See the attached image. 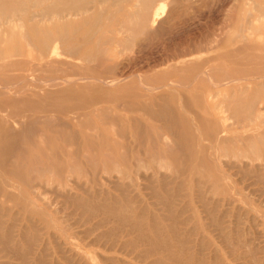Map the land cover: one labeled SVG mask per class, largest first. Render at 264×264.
Masks as SVG:
<instances>
[{
    "label": "bare ground",
    "instance_id": "bare-ground-1",
    "mask_svg": "<svg viewBox=\"0 0 264 264\" xmlns=\"http://www.w3.org/2000/svg\"><path fill=\"white\" fill-rule=\"evenodd\" d=\"M211 1L203 0L195 6L194 0H0V207L8 204L13 210L22 205L21 210L30 213L24 217L26 223L11 221L3 226L4 216L0 218V245L19 264H60L61 258L71 264H89L97 259L101 264L225 263L215 247L213 254L206 252L210 241L193 237L196 225L188 226L191 217L183 216L188 209L180 205L181 197L188 194L178 187L174 193L166 189L164 195L153 184L161 175L166 188V184L190 172L183 179L185 185L197 173L201 206L211 216V226L229 242L232 210L219 209L218 202L215 207L211 204L217 195L222 196L218 200L222 204L230 206L233 201L231 169L235 164L222 157L249 159L242 148L256 155V160L263 156L264 131L258 130L264 126L263 67V73L255 72L254 85L248 83L237 89L228 100L222 82H231L232 77L227 75L221 82L214 79L222 63L208 64L216 56L195 57L213 51L228 36L222 31L211 44L195 36L190 41H179L173 53L169 48L174 55L169 59L165 56L164 61L176 60L165 70L179 78L141 83L147 90L165 87L171 91L167 96L179 99L184 116L176 114L171 108L176 103L171 101H163L164 106H158L155 112L149 95L150 104L144 102L138 107L128 96L118 94L125 91L123 84H129L128 71L141 58L138 56L161 41L172 42L188 24L194 26ZM235 1L241 12L231 34L232 41L239 42L234 52L252 49L257 54L253 60L264 64V0ZM235 54L230 51L226 59ZM208 83L215 84L217 90L207 89ZM167 96L161 94L160 99L166 101ZM225 99L230 101V108L224 105ZM196 108L199 114L195 115L201 118L193 117ZM158 117L169 126H156ZM236 124L240 128L250 126L251 134L244 138L227 135ZM192 129L199 134L191 133ZM229 142L237 144L239 150L234 152ZM128 154L132 156L129 163L125 161ZM260 162L251 176L256 177V183L264 184V158ZM241 172L248 175L250 170ZM169 177L174 181L167 182ZM143 185L153 189L150 192L157 198L155 202L136 204ZM115 191L126 203L121 204ZM131 194L135 199H128ZM69 205L74 207L73 212L81 211L82 218L78 214L77 222L62 225L54 217L64 211L69 218L73 214L65 211L71 208ZM10 209L7 212L11 213ZM198 213L194 209V215ZM14 219L18 222V217ZM251 228L248 226V231ZM54 231L60 233L59 250L72 255L47 254ZM238 238L236 243L241 244ZM252 239L242 241L246 244L242 248L248 246L249 250L256 244ZM229 243L230 250L233 242ZM24 245L27 248L21 250ZM250 251L238 253L240 258L236 260L257 262V255L252 256ZM251 257L256 259L252 261Z\"/></svg>",
    "mask_w": 264,
    "mask_h": 264
},
{
    "label": "rangeland",
    "instance_id": "rangeland-1",
    "mask_svg": "<svg viewBox=\"0 0 264 264\" xmlns=\"http://www.w3.org/2000/svg\"><path fill=\"white\" fill-rule=\"evenodd\" d=\"M200 1H203V0H199V3H200ZM198 1L197 0H194V5L195 6H197V4H199V3H197ZM213 2H214V4H213ZM196 3V4H195ZM200 4H202V2L200 3ZM199 4V5H200ZM210 4V3H209ZM198 5V6H199ZM210 7V8H209ZM168 8H166L165 9V11L167 10ZM168 11H169V9H168ZM167 11V12H168ZM239 12H241V8H240V5H239V3L238 2H236L235 0H213V1H211V4L207 7V9H204V13H203V15L201 16V18L199 19V20H197L195 23H193V25L194 26H191L192 24H188L183 30H184V33H181V34H179L178 36H174L175 38H172V42H170L169 41V39H168V43H166V41H165V43H164V41L162 42L161 41V44H162V49H161V47L159 48L158 46H159V44H160V42L158 43V45L156 46V45H152L150 48H148V49H146V50H148V53L146 52L145 53V55H144V53H142V54H140L139 56H138V58L139 57H141L142 58V60H141V58H139L137 61H136V63L130 68V70L128 71V73H129V75H130V78H129V81H128V85L127 86H124L125 84H123V89H125V91H121V92H119L118 94L119 95H126V96H128V98H130V101L131 102H136V103H134V104H136L135 106H138V107H140V105H142L143 106V104H144V102L145 103H149L150 104V100H151V110H153V109H156L155 110V112L158 110V106H164V102L167 104L168 102H170V104H173V103H176V104H174V105H172V109L176 112V114L177 115H179L180 117L181 116H184V111H182L181 109H183V107H182V104H181V102L180 101H178L176 98H174L173 97V95L171 94H169L168 96L171 98V99H173V100H175V101H172V100H170L169 98H168V96H167V94L168 93H171V91H169L168 89H166L165 87H163V88H161V89H156V90H147L146 88H144L142 85H141V83L143 82V83H149L150 81L151 82H155V81H157V82H160V81H162V79H164V78H171V76L173 77V79H176V78H179V76H177V77H175V76H173L169 71H166V70H168V68H170V66L169 65H171L172 63H176L175 61L176 60H171L172 62H170V61H167V60H165L164 61V59H165V56H166V59H169V56L170 55H174V54H172L173 53V48H175V46L176 47H178L179 46V44L181 43V42H184V41H181V40H186V41H190V40H192L195 36L196 37H198L199 39H202L203 41H205L204 42V44L205 43H209V44H211V41L213 40V37L214 36H216L217 34H220L222 31H223V33H225V35H227L228 37H226V38H224L223 40H222V43H220V45H218V47H216L213 51H211V52H209V53H200V54H197L195 57H209V56H216V58H215V60L214 61H211V62H209L208 64L210 65L211 63H213V62H215L216 64L217 63H219V65L221 64V66H222V70H220L221 72H216L215 73V77H214V79H216L218 82H221L222 80H223V78H225L227 75L229 76V77H232L231 79H232V81L231 82H229V79L228 80H224L222 83H225L224 85H223V87H222V89L226 92V94H227V99L228 100H230L233 96V94H235V91L237 90V89H239V88H241V87H244V86H246V85H248V83H250V85L254 82V83H256V78H257V75L255 74V72H259V70H260V68L261 67H263V68H261L262 69V71L264 72V64L263 63H259V62H257L256 63V61L255 60H253V57L255 56V55H257L252 49H248V50H244V51H240V52H238V53H236L235 54V47H236V45L237 44H239V42L236 40V42H235V40H233L232 41V36H231V34H233L234 33V30H235V26H236V23H237V20H238V15H239ZM166 14V13H165ZM188 26H189V28H188ZM183 32V31H182ZM199 34V35H198ZM192 35V36H191ZM231 36V37H230ZM177 37H179V38H177ZM183 38V39H182ZM174 39H176L175 41H174ZM179 41H180V43H179ZM176 42H178V43H176ZM232 42V43H231ZM169 43H171V44H169ZM157 44V43H156ZM160 44V45H161ZM166 44V45H165ZM233 44V45H232ZM169 45H175L174 47H172V46H170V47H168ZM153 46H155L154 47V49H153ZM163 46H165V47H163ZM166 46L168 47V48H166ZM156 48H158V49H156ZM171 49V51H170V49ZM150 49V50H149ZM153 49V50H152ZM169 49V50H168ZM168 50V54L166 53V55H165V52ZM172 52V53H170V52ZM230 51H233V54H235L233 57H229L228 56V60L226 59V54L227 53H229ZM150 52V53H149ZM144 55V57H142V56ZM171 56V57H172ZM242 56V57H241ZM238 57V58H237ZM163 59V62H165V63H163L162 62V64H161V62L160 61H162L161 59ZM140 60V61H139ZM241 60H242V62H241ZM243 60H244V62H243ZM251 60V61H250ZM159 61V63H158V66H157V62ZM167 61V62H166ZM236 62V63H235ZM155 63V64H154ZM238 63V64H237ZM239 63H241L242 65H240ZM160 64V65H159ZM208 64H205L206 66L204 67V70H207L208 69ZM231 64V65H230ZM235 66V67H234ZM233 67V68H232ZM255 67V68H254ZM206 68V69H205ZM258 68V69H257ZM166 69V70H165ZM164 71H166V73H168V74H166ZM261 70H260V72H262ZM230 73L231 72V74H228V73ZM262 72V73H263ZM160 73V74H159ZM159 74V75H158ZM164 74H166V75H164ZM171 74V75H170ZM244 74V75H243ZM231 75V76H230ZM242 75V76H241ZM246 75V79L244 80L243 78H244V76ZM255 75V76H254ZM238 76V77H237ZM239 76H241V77H239ZM235 78V79H234ZM237 78V79H236ZM240 80V81H239ZM242 80V81H241ZM225 81H227V82H225ZM153 82V83H154ZM247 82V83H246ZM243 83V84H242ZM254 83H253V85H254ZM242 84V85H241ZM205 85V84H204ZM256 85V84H255ZM206 87H207V89H210L211 91H215V90H217V87L215 86V84H210V83H208V84H206L205 85ZM233 87H235V88H233ZM127 88V89H126ZM162 90V91H161ZM230 90V91H229ZM163 92V93H162ZM161 94H165L167 97H164V99H166V101L165 100H163V98L162 99H160L161 97H160V95ZM150 97H149V96ZM150 98V100L148 99V97ZM154 96V97H153ZM157 96V97H156ZM138 98H140V99H138ZM153 99H154V102L156 101V100H158V102L156 101V103H154L153 102ZM162 100V101H160V100ZM142 100H143V102H142ZM149 100V101H148ZM228 100H226L225 99V102H224V105H226V106H228L229 108H230V101H228ZM147 101V102H146ZM164 101V102H163ZM179 102V103H177V102ZM161 102H163V104L161 103ZM152 103H154V105L152 104ZM165 104V105H166ZM109 105H111L112 107H113V104H109ZM169 105V104H168ZM178 105V106H177ZM181 105V106H180ZM155 108H154V107ZM170 106V105H169ZM176 107V108H178L179 109V111H178V109H176V108H174V107ZM194 108V107H193ZM197 109V110H196ZM196 109H194L193 111V117L194 116H196L195 118H201L200 117V115L199 116H197L198 114H199V112H198V108H196ZM179 112V113H178ZM197 112V115H195V113ZM118 113H120V114H122L123 115V113H125V112H118ZM180 113H182V114H180ZM229 114L232 116V110H230L229 111ZM192 117V118H193ZM160 118L161 117H158L157 118V120H159V122H156L155 121V124H156V126H159L160 127V125H162L163 126V124L164 125H166V123H168L167 121H166V123L163 121V120H160ZM146 120V119H145ZM162 121V122H161ZM194 122L196 121H199V120H193ZM230 123H232L234 120H228ZM164 122V123H163ZM228 122V123H229ZM161 123V124H160ZM167 126H169V123L167 124ZM167 126H163V127H167ZM235 127V128H234ZM194 128V127H193ZM250 126H248V127H245V128H240V126L238 127L237 126V124L236 125H234L233 127H231V128H229V131H228V133H227V135H229V136H231V137H235V136H240L241 138L243 137H246V136H248V135H250L251 134V130H250ZM258 130H260V131H264V126H262V127H259L258 128ZM196 133L197 135L199 134L197 131H196V129H192L191 130V133ZM192 135V134H191ZM245 142H246V140H245ZM228 146L230 147V148H232L233 149V151L234 152H237L238 150H239V147H237L238 145L236 144H233L232 142H229V144H228ZM236 146V147H235ZM243 147H245V146H243ZM242 151H244L245 153H247L248 154V156L250 157L249 159L251 160V161H249V159H247L246 157L244 158L243 156H241L242 158H235L234 156H229L228 158H226V157H222V159L223 160H227V159H230L231 160V164H235L234 165V167L236 166H238L239 168H241L240 169V172H239V168L237 167V168H232L231 169V172H233L232 173V179H234V180H232V181H234V189L232 190V194H233V201L231 202L232 204L230 205V206H228V205H225V204H222V202L220 201H218V200H220V198L222 197H220V195H217V197L215 196V199L213 200V204H211V206H213V207H215L214 205L218 202V203H220V204H218L217 205V207L219 208V209H224V208H227V207H230L231 208V219H232V227H231V235H230V240H229V242H233V244L235 245H237V247H235L232 243H231V249L229 250V248H230V243L228 242H226V241H224L223 240V237L219 234V232L217 231V230H215L214 229V227L213 226H211V220H212V218H211V216L208 214V213H206L205 212V210H204V208L201 206V201H200V196H199V192H197V191H199V190H201V189H198V187H199V185L197 186L196 184L198 183H196V181H198L197 179H198V174L197 173H195V174H193V178H192V180L193 181H190V180H188L186 183H185V185H184V182H183V179H186L185 177H187V175H189L190 174V172H187L186 174H185V176H182V177H180V178H178L177 180H175V183H173V182H169V181H174L173 179H171V177H169L168 179L166 178V181L167 182H169L168 184H166V186L168 185V187H166L165 188V186H163V184H164V182H163V180H162V177H161V175L160 176H158L156 179V181L154 182V184H153V187L154 186H157V187H155L154 189L155 190H157V191H161V194H164L165 195V191H167L166 189H169V188H171L172 190H173V193H174V191L176 192V190L177 189H179L178 187H181L180 188V190H182L181 191V193H184V194H188L187 196H183V197H181L182 199H183V203L181 204L180 203V205L182 206H184L185 208V210L186 209H188V210H186V212H184L183 214V216L184 217H191V221L189 222V225L188 226H191L192 228H195V225H196V231H195V234L193 235V237H195V238H203V239H205V240H207V241H210L209 242V247H208V249H206V252L208 253V254H213V252H211V250L212 251H214L215 249H214V247L216 248V250L218 251V254H219V256H223L224 257V260H225V263H223V264H243V263H246L245 262V259L243 260H241V259H238V260H236V257L240 254V252L242 253L243 251V253H247V251L249 252L250 250V254L253 256L254 254L255 255H257V259L254 257L253 258V260H252V257L250 258L252 261H254L255 259H256V261L258 260L259 261V263H258V261L257 262H249L248 261V263H246V264H264V192H261V193H263V194H259L260 193V191L262 190V188L264 189V184H262V183H259V182H257L256 183V177H253L252 178V174H255V173H252V172H254L255 170H258L257 169V167H259V166H257L256 167V165L255 164H257V163H261L260 161H262L263 160V158H264V148H263V153H262V151H261V155H263L262 156V158L259 160V159H255V157H256V155L254 156L251 152H248L247 151V149L246 148H242ZM130 154H128L127 155V157L125 158L126 160V162H130L131 160H132V156L130 157L129 156ZM128 158H131V159H128ZM234 158H235V160H234ZM238 159V160H237ZM240 160V161H239ZM122 161H124L123 159H122ZM255 161V162H254ZM246 162H251L250 164H249V166L247 165H243L244 163H246ZM238 163V164H237ZM244 166H246V167H244ZM245 168H247L248 170L246 171L245 170ZM264 168V167H263ZM235 170V171H234ZM250 170V172H248ZM252 170V171H251ZM241 171H243V173H245L246 174V172H248L247 174L248 175H243L242 174V172ZM238 172V173H237ZM251 173V174H250ZM233 174H235V176L233 175ZM236 174H238V175H236ZM249 174H250V176H249ZM244 176V177H243ZM246 176V177H245ZM254 176V175H253ZM161 178V179H160ZM182 178V179H181ZM243 178L245 179V180H243ZM171 179V180H170ZM242 179V180H241ZM254 180H256V181H254ZM165 181V180H164ZM182 181V182H181ZM141 182L145 185V181L144 180H141ZM163 182V183H162ZM180 182V184L182 185H179L178 183ZM191 182H193V183H191ZM158 183V184H157ZM171 183H172V185H171ZM179 185V186H177V184ZM252 183V184H251ZM256 183V185H253V184H255ZM170 184V185H169ZM143 185V188L145 187ZM147 186H148V183H147ZM146 186V187H147ZM161 186V187H160ZM173 188H172V187ZM175 186V187H174ZM242 186V187H241ZM145 187V188H146ZM183 187V188H182ZM241 187V188H240ZM144 188V190H142V192H141V194H142V196L141 197H138L139 198V200L140 199H144V195H145V199H144V201L142 200V202H139V200L138 199H135V198H133V197H135L134 195H132L131 194V196H128V199H131V200H133V199H135V201L137 200L138 201V203H136V204H138L139 205V203H143V204H145V202H149L150 201V203H153V202H155L156 200H157V198L155 197V195H154V197H155V199H153L154 197L152 196V192H153V189L152 190H150L151 188H146L145 189ZM238 188V189H237ZM164 190V192H163V190ZM241 189H243V192L241 193L240 192V190ZM260 191H259V190ZM238 190V191H237ZM4 191H6V189L4 190ZM143 191H145V192H143ZM148 191V192H147ZM150 191H152V192H150ZM169 192H170V190H168ZM191 191V192H190ZM262 191H264V190H262ZM237 192H239V194L237 193ZM117 196H120L119 198H121L122 199V201H121V199L119 200L120 202H121V204H124V203H126V199L125 198H123V196L119 193V192H114ZM160 193V192H159ZM241 193V194H240ZM119 194V195H118ZM146 194H148V196L146 195ZM236 194V195H235ZM260 195V196H259ZM51 196V193H49L48 194V197H50ZM234 196L236 197V198H234ZM245 196V197H244ZM131 197V198H130ZM149 197V198H148ZM152 197V199H150ZM133 198V199H132ZM243 198V199H242ZM244 198L246 199V200H244ZM239 199V200H238ZM248 199V200H247ZM217 200V201H216ZM153 201V202H152ZM247 202V203H246ZM187 203V204H186ZM248 204V205H247ZM179 205V206H180ZM221 205V206H220ZM0 206H2V205H0ZM10 206L11 205H8V204H5L4 206H3V208L2 207H0V208H2L1 210H3V211H1L2 212V216H0V218H2L3 216V220L2 221H4V224L5 225H3V226H8V225H10L11 224V221H12V224L13 223H17V224H19V223H26L25 221H27V220H25V218L24 217H26V218H28V216L30 215V213L29 212H27V211H23V210H21V208L23 207L22 205H20L19 207L18 206H15L16 207V209H15V207H14V209L12 210V209H10ZM69 206H71V205H69ZM180 206V207H181ZM188 206V207H187ZM6 207V208H5ZM73 206H71V208H68V209H66L65 211H67L68 213H73V214H70L69 215V218H71V219H69L68 218V216L67 215H65V213H64V211L63 212H61V213H59V214H56L57 216H55L54 218L56 219V218H58V219H60L59 221H61V223H63L62 225H65V224H70V223H75V220H76V222L80 219L79 218V216H78V214H80V216H81V211H79V212H73L74 210V207L72 208ZM187 207V208H186ZM161 208V207H160ZM7 209H10L9 211L12 213H9V212H7ZM194 209H196L199 213L197 214V215H194ZM260 211H259V210ZM12 210V211H11ZM70 210V211H69ZM161 210V209H160ZM244 210V211H243ZM162 211V210H161ZM189 211V212H188ZM247 211V212H246ZM1 212H0V214H1ZM5 212H7V214L9 215H7ZM18 212L20 213V215L18 214ZM27 214H26V213ZM18 214V216L16 215V218H15V214ZM75 213V214H74ZM245 213V214H244ZM4 214V215H3ZM208 214V215H207ZM6 215V216H5ZM12 215V216H11ZM23 215V217L21 218V216ZM28 215V216H27ZM74 216V217H71V216ZM245 215V216H244ZM262 215V216H261ZM63 216H67V217H65V218H63ZM208 216H210V217H208ZM237 216H238V219H239V221H238V219H237ZM17 217H18V222H15V221H13V219L14 220H16L17 219ZM244 217V218H243ZM254 217V218H253ZM263 217V218H262ZM6 218H8V219H6ZM20 218L22 219V220H20ZM78 218V219H77ZM81 218H82V216H81ZM211 218V219H210ZM253 218V219H252ZM67 219V220H66ZM236 219H237V221L240 223L239 225L237 224L238 222L236 221ZM242 219V220H241ZM251 219H252V221H256V223H254V222H251ZM24 220V221H23ZM50 220H52V218L50 217ZM66 222H65V221ZM70 220V221H69ZM8 221V222H7ZM17 221V220H16ZM41 221H45L44 219L43 220H41ZM196 223V224H195ZM242 223H244V224H242ZM30 224V223H29ZM194 224V225H193ZM237 226H239V227H237ZM250 225H251V230L252 231H248L249 229H247L248 228V226L250 227ZM256 225H257V227H256ZM210 227V228H209ZM240 230H239V229ZM235 229H236V232H235ZM239 230V232H238V230ZM243 229V230H242ZM215 230V231H214ZM213 231V232H212ZM252 232L251 234H253V235H251L250 233H249V235H248V232ZM55 232V234L53 235L54 237H52L51 236V240H50V247H49V249H48V251H47V254L48 255H53V256H67V255H72L73 253H71V252H66V253H63L62 251H60L59 250V248L57 247V242H58V240L60 239V233H56V231H54ZM238 232V234L236 235V233ZM257 232H259V233H257ZM30 233V232H29ZM246 233V234H245ZM219 234V235H218ZM202 235V237H200ZM235 235L237 236V237H240L241 239H239L238 238V241L239 240H241V244L242 243H244V242H242V241H245V243H247V242H250V239L251 240H253L252 238H255V241H256V244H253V245H251L250 246V248H249V250H246V249H248V246L245 248L244 247V249L246 250V252H245V250L242 248V246H245L246 244L244 243L243 245H241V244H239V243H236L237 242V237H235ZM251 235V237H249ZM58 237V238H57ZM206 237V238H205ZM250 239H249V238ZM219 238V239H218ZM236 238V239H235ZM244 238V239H243ZM246 238V239H245ZM55 239H57L56 241H55ZM247 239H248V241H247ZM223 240V241H222ZM223 242V243H222ZM235 242V243H234ZM216 243V244H215ZM226 243L228 244L227 246H226ZM218 244V245H217ZM238 244L239 245H241L240 247H241V249H243V250H241L240 249V247L238 246ZM255 245V246H254ZM56 246V247H55ZM234 248H233V247ZM254 246V247H253ZM258 246V247H257ZM3 244L1 243V245H0V249L2 250V251H4V255H3V252L1 253L0 252V263L1 264H6L7 262L9 263V262H13L14 264H19V260L18 259H16V258H14V256L13 255H11V254H8L5 250H3ZM219 247H220V250L221 251H219ZM238 247H239V250L235 253V251L238 249ZM22 249L21 250H25V248H27L25 245L24 246H22L21 247ZM76 249H78V247H75ZM236 248V249H235ZM255 248V249H254ZM263 250H261V249ZM5 249V248H4ZM75 249V250H76ZM98 253L100 252V253H102V250L101 249H99L98 247H95L94 248ZM235 249V250H234ZM241 250V251H240ZM256 251L257 250V252H255V253H253L252 254V251ZM259 250H261V252L259 251ZM208 251H210V252H208ZM230 251H234V253L233 252H231L230 253ZM240 251V252H239ZM253 251V252H254ZM61 252V253H60ZM259 252V253H258ZM8 254V256H7V254ZM52 253V254H51ZM99 253V254H100ZM239 253V254H238ZM249 253H248V255H250ZM7 256V257H5V258H3L4 256ZM12 256H13V258H12ZM207 256H209V255H207ZM227 256V257H226ZM222 257V258H223ZM244 257H246V256H244ZM243 257V258H244ZM250 257V256H249ZM11 258V259H10ZM229 259V261L227 260V259ZM237 258H240V256L239 257H237ZM261 259V260H259V259ZM17 261H16V260ZM247 259L249 260V258L247 257ZM11 260V261H10ZM226 260L228 261V262H226ZM243 261V262H242ZM60 264H71L70 262H68V261H66V260H64L63 258H61L60 259ZM224 262V261H223ZM263 262V263H262ZM89 264H101V262H100V260L99 259H97V260H95V261H92V262H90Z\"/></svg>",
    "mask_w": 264,
    "mask_h": 264
}]
</instances>
